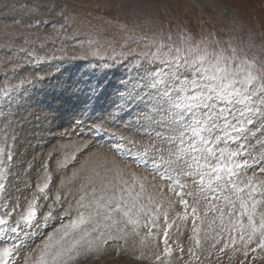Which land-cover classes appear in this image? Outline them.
<instances>
[{
	"label": "snow or ice",
	"instance_id": "6c2138e0",
	"mask_svg": "<svg viewBox=\"0 0 264 264\" xmlns=\"http://www.w3.org/2000/svg\"><path fill=\"white\" fill-rule=\"evenodd\" d=\"M179 8L178 0L175 5L134 0L131 22L112 21L123 33L119 50L112 42L105 47L100 41L88 40L89 54L97 59L102 71L82 73L64 90H70L80 102L82 116L97 108L103 115L76 121V127L85 131L79 132L78 141L63 146L65 154L59 167L78 162V156L105 136L110 138L108 152L120 159L103 151L86 158L73 173L76 177L83 173L78 198L73 202L59 192L54 198L45 194L51 179L47 169L44 182L36 185L37 192L30 198L10 199L7 185L14 148L9 141L17 138L15 125L19 121L15 117L19 113L0 110V197L4 198L0 200V238H4L0 239V264H21V259L23 264H79L82 259H92L109 242L127 236L129 225L135 232L143 220L150 234L157 227L156 212L162 207L157 197H162L165 189L121 163L124 159L168 181L166 191L180 197L185 207L189 205L183 199V189L188 184L182 181H192L211 209L220 212L222 228L225 209L217 204L225 202L227 215L236 217L229 220L230 231L239 229L244 257L249 251H264V167H260L264 164V56L252 52L256 45L250 28L247 41L237 37L236 33L245 32V25L235 16L228 17L227 10L222 15L228 18L230 27L218 28L209 17V22L199 21L194 30L177 14ZM60 16L63 23L57 35L67 34L76 21L63 11ZM35 23L39 26L46 22ZM47 23L54 28L60 21ZM102 31L98 28L97 35ZM109 49L111 55L107 54ZM20 52L31 61L32 52L24 48ZM260 52L264 53V41ZM114 66L130 70L115 86L105 78ZM24 83L31 81L23 80L3 90L9 108L16 99L11 93L17 91L22 96L19 90ZM121 129L134 130L135 134L126 136ZM254 168L259 171H252ZM177 188L181 191L176 192ZM41 197L52 202L45 205L48 211L38 218ZM191 210L195 216L197 208ZM54 211L68 222L21 258V237L39 228L41 219H52ZM163 215L167 223V212ZM170 227L168 224L164 229V256L172 254L167 246ZM231 242L235 245L236 238L231 237ZM254 242L256 247L250 248ZM155 258L161 259L159 255Z\"/></svg>",
	"mask_w": 264,
	"mask_h": 264
},
{
	"label": "rangeland",
	"instance_id": "374dc122",
	"mask_svg": "<svg viewBox=\"0 0 264 264\" xmlns=\"http://www.w3.org/2000/svg\"><path fill=\"white\" fill-rule=\"evenodd\" d=\"M133 2L134 0H0V110L19 113L15 117L19 121L15 125L17 138L15 141H9L14 148V160L7 185L10 199L30 198L37 192L36 185L42 184L45 175L50 173L51 179L48 181L49 187L45 189V194L54 198L59 192L62 198L66 197L69 202H73L78 198L83 176L81 173L80 177H76L73 173L93 153L108 152L110 138L105 136L104 139L95 141L83 155L78 156V162H69L65 168L59 167L58 162L63 161L65 154L63 146H70L78 141L79 132L85 131L76 127V121L84 120L89 115L92 120L103 115L102 110L97 108L96 111L82 116L80 102L72 96L70 90L64 89L82 73H101L97 59L89 54L88 40L100 41L105 47L107 42H112L119 50V45L123 43V33L112 21L131 22ZM145 2L154 5L162 3L175 5L177 0H145ZM178 2L180 8L177 14L181 15L194 30L198 29L199 21L209 22V17L215 21L218 28L230 27L228 18L222 15L227 10L228 17L235 16L245 25V32L236 33L237 37L247 41L249 39L247 29L250 28L256 45L252 52L264 56V53L260 52V45L264 41V0H178ZM62 11L76 21L75 28L67 34L57 35L63 23L60 16ZM151 11L153 15L156 14L155 9ZM159 12L163 15L164 9L160 8ZM169 15L171 16L172 13ZM36 20H43L46 23L36 26ZM49 21H60V23H56L53 28L47 23ZM29 24L33 26L26 27ZM205 26L211 25L206 23ZM98 28L103 30L99 36ZM22 36L24 38H21ZM21 48L33 53L31 61L20 52ZM91 49H95V44L91 45ZM107 54L111 55L110 49ZM101 55H104V52H101ZM129 74L130 70L126 71L124 67L114 66L107 70L105 78L115 86L119 80ZM23 80L31 83H24L20 87L22 96H19L17 91L11 93L16 99L9 108V101L3 96V90L6 86L20 85ZM121 131L126 136L135 134L134 130L121 129ZM2 135L3 133L0 132V136ZM87 138L85 135V139ZM257 150L259 151V148ZM108 154L110 157L120 159L115 153L108 152ZM121 163L146 177L150 183L155 182L165 189L164 195L157 197L162 202V207L156 212L159 217L156 221L157 227L151 229L149 234V228L143 226V220L135 232L129 225L127 236L109 242L101 247L92 259H82L79 264H240L241 260L244 264H264V251L260 249L255 253L249 251L248 257H244L239 229L230 231L229 220L235 221L236 217L227 215L225 202L221 201L217 204L215 200L212 201L217 207L225 209L222 228L220 212L211 209L208 201L202 198L203 194L192 181H182L188 184V187L183 189V199L187 200L189 205L185 207L180 203V197L174 192L166 191L168 181L159 179L150 170L136 167L131 160L124 159ZM260 167H264V164ZM252 171L258 172L259 168H254ZM248 175H252V172ZM180 191V188L176 189V192ZM189 192L192 195H188ZM209 197L211 198V194ZM2 199L4 198L0 197V200ZM51 202V199L47 201L42 197L39 199L38 218H42L48 211L45 205ZM193 206L197 208L195 216L191 210ZM64 207L66 208L67 204ZM165 211L168 214L167 223L163 215ZM193 217L196 219L200 217L203 227L195 251L188 247L191 231L198 230L190 226ZM67 222L62 214L56 211L53 218L47 222L41 219L39 228L32 229L27 237H21L24 241L21 258L29 256L32 250L40 247L49 235L61 227V224ZM244 222L247 223L246 217ZM168 224L172 225L168 228V232L172 238L171 246L174 248V254L169 258L161 257L158 261L155 257L161 256L160 237ZM231 237L236 238L235 245L232 244ZM226 243L227 248L224 247ZM255 247V242L250 245V248ZM254 256L261 259H253ZM21 264H23L22 259Z\"/></svg>",
	"mask_w": 264,
	"mask_h": 264
}]
</instances>
